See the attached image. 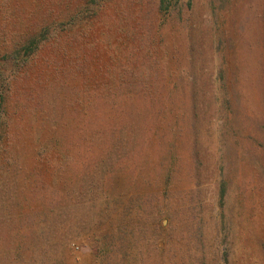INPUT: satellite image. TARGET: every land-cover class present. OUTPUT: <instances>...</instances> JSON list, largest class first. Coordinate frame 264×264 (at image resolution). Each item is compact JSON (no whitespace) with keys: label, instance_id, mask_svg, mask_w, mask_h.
<instances>
[{"label":"rangeland","instance_id":"rangeland-1","mask_svg":"<svg viewBox=\"0 0 264 264\" xmlns=\"http://www.w3.org/2000/svg\"><path fill=\"white\" fill-rule=\"evenodd\" d=\"M100 1L0 0V60L44 45L10 69L0 264H264V0Z\"/></svg>","mask_w":264,"mask_h":264},{"label":"trees","instance_id":"trees-1","mask_svg":"<svg viewBox=\"0 0 264 264\" xmlns=\"http://www.w3.org/2000/svg\"><path fill=\"white\" fill-rule=\"evenodd\" d=\"M137 1L138 8H140L137 11L143 10L145 6V0ZM108 2H110V0H101L97 5V10H102V12H104L101 18H103L105 12L108 9ZM130 2L132 1H127L126 4L120 6L121 9H131L132 11V4H130ZM179 2L180 0H159L157 11L163 12L164 14L170 13V10L173 7H176ZM134 5L133 8H135ZM62 17L65 18V15H63ZM122 19L125 20V17ZM65 29L67 28L65 27L61 31H65ZM41 41L42 40L34 38L29 39L26 42H12L3 45L4 50H6V52H9L10 56L0 60V169L2 168L4 162L10 160L9 155L14 148V137H12V131L16 127V115H14L15 112H10V109L11 105L14 103V100L17 99V97H15V94L19 95L18 85L25 80V78L21 77L23 72L25 71L13 72L10 71V69H12V67L18 70L26 68L33 60V57L36 56L43 48L44 45L41 43ZM115 76H113L112 81L114 83H117L116 90H121L120 92L123 91L126 93L127 89L130 87V84L134 79V71H120L118 77L116 78ZM107 92L108 94H110V91ZM139 92L143 94V96L148 98L147 92H149V86H143L139 90ZM27 100L28 98L26 96L21 98V102L25 104V109L28 106ZM13 203V207L17 208L19 216L24 214L27 206L15 198L13 199ZM11 219L12 218H9V220ZM100 252L101 251H98V254ZM13 257L17 258V260L19 261L21 259V254L15 253Z\"/></svg>","mask_w":264,"mask_h":264}]
</instances>
